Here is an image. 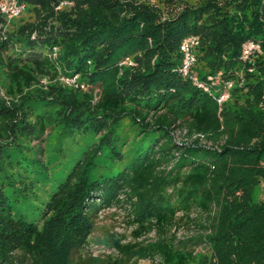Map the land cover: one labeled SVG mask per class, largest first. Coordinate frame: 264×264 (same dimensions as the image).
Listing matches in <instances>:
<instances>
[{
    "label": "trees",
    "instance_id": "1",
    "mask_svg": "<svg viewBox=\"0 0 264 264\" xmlns=\"http://www.w3.org/2000/svg\"><path fill=\"white\" fill-rule=\"evenodd\" d=\"M18 2L36 15L10 37L0 34V85L20 100L7 106L0 99V264H70L99 213L121 203L137 237L155 230L157 239L116 241V264H264V0L184 6L167 0L166 13L140 0ZM187 36L198 43L183 75L180 45ZM248 41L260 49L243 60ZM46 74L76 76V86L49 85L24 96ZM124 119L136 131L127 157L115 146ZM52 126L95 140L44 203L38 222L15 219L18 185L29 182L16 180L14 163L25 179L33 167L13 157L23 141L36 142L42 154ZM176 131L188 139L176 141ZM27 150L28 163L43 165ZM108 162L119 168L103 174ZM194 208L210 218L198 239L203 255L164 237L177 212Z\"/></svg>",
    "mask_w": 264,
    "mask_h": 264
},
{
    "label": "rangeland",
    "instance_id": "2",
    "mask_svg": "<svg viewBox=\"0 0 264 264\" xmlns=\"http://www.w3.org/2000/svg\"><path fill=\"white\" fill-rule=\"evenodd\" d=\"M15 3L18 6L20 4L18 0ZM142 2L150 3L159 7L164 13L168 11L167 0H140ZM176 5L184 6L186 3L194 5L203 0H172ZM4 3L7 0H3ZM11 2V1H10ZM2 3V2H1ZM36 11L34 7L25 6L22 12L17 16H10L7 13L0 16V34L2 37H10L17 27L23 23L33 22L35 19ZM12 53L11 52H8ZM77 77L72 79H65L64 77L59 79H52L51 75H44L39 77V85H33L30 88L24 90V96H31L37 94L40 88L48 90L49 85H55L56 87H69L76 86ZM80 86L79 88H82ZM86 88V87H85ZM99 89L95 88L94 92L97 93ZM0 99L7 106H11L12 103L19 104L18 96L10 97L7 95L5 84L0 85ZM47 112L52 111L51 108H46ZM135 127L124 119L119 124L117 129L118 140L115 142V146L119 148L120 153L127 157L128 146L135 140ZM176 141L187 140L183 131H176L174 134ZM95 137L91 133L79 134L74 131L66 135L62 129L58 126H52L46 130L42 143V154H36V142L23 141L24 149L21 153H18L13 157L15 162H20L22 167L31 170L33 172L31 179H25L19 177L18 173L22 174L21 168L18 164L14 163L13 172L16 180H25L29 182L27 187L25 184L18 185L22 191L17 192L16 195L19 198L18 202H12L13 208L11 210L12 217L15 219H22L27 222L36 223L40 218V212L44 203L49 199L50 195L66 178L67 174L71 171L75 162L80 159L83 152L87 150L89 145L94 142ZM201 145L209 146L210 144L204 140L200 141ZM32 147V148H30ZM27 149H33L35 157L39 158L43 165L36 163L34 166L28 163V159L32 158L31 152ZM40 153V152H39ZM119 164L108 162L105 170H102L103 174H110L112 169H117ZM4 183L6 179L3 178ZM32 182V183H31ZM7 184V183H6ZM6 192L11 193L12 189L5 186ZM26 195V200L23 199V195ZM126 203H121L119 206L110 207L102 210L95 222L94 229L87 239V243L83 248L72 253L70 264H112L119 262L121 259L114 246L116 241L120 244H133L142 243L147 244L157 239L156 231L141 235L137 237V225L132 222L131 217L127 214ZM183 212H177L176 220L173 226L167 230L164 235L165 241H172L176 246H184L191 249L197 255H203L207 253L204 243H200L198 240L203 237L207 226L209 225L210 218L207 213L202 212L198 208L192 209L188 215L183 216ZM194 240H197L194 242ZM116 264V263H115ZM128 264H162L160 259H147L137 260L132 259Z\"/></svg>",
    "mask_w": 264,
    "mask_h": 264
},
{
    "label": "built area",
    "instance_id": "3",
    "mask_svg": "<svg viewBox=\"0 0 264 264\" xmlns=\"http://www.w3.org/2000/svg\"><path fill=\"white\" fill-rule=\"evenodd\" d=\"M11 1V2H10ZM0 3V13L4 14L7 13L10 16H17L19 15L23 8L24 5L18 6L14 0H7L6 3L3 2V0ZM198 41L195 36H187L185 37L180 45V51L182 54V66H181V73L183 75H186L189 71L190 66L194 62V57H193V47L197 45ZM260 47L257 42L253 41H248L244 44L243 49H242V59L246 60L251 57V55L257 51H259ZM65 79H72V78H65ZM199 86H202V84H199ZM229 86V85H228ZM206 90V88L204 87ZM228 97L227 94H223L220 96L218 102H221L222 100L226 99Z\"/></svg>",
    "mask_w": 264,
    "mask_h": 264
}]
</instances>
